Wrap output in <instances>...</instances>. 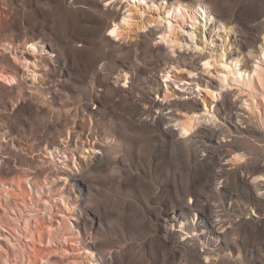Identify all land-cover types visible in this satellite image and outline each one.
I'll use <instances>...</instances> for the list:
<instances>
[{
  "label": "rangeland",
  "instance_id": "1",
  "mask_svg": "<svg viewBox=\"0 0 264 264\" xmlns=\"http://www.w3.org/2000/svg\"><path fill=\"white\" fill-rule=\"evenodd\" d=\"M152 1L162 14L176 3L206 7L213 43L217 33L228 37L225 52L243 70L262 43L264 0ZM148 14L122 24L120 11L101 0H0V167L7 175L60 171V180L40 176L45 193L57 195L65 184L77 231L99 252L117 251L113 264H203L165 243L164 226L200 238L209 264H264V186L261 196L251 190L264 185V135L233 134L229 150L243 160L222 179L214 175L220 149L201 147L207 134L198 129L181 148L163 136L159 117L170 125L196 122L192 102L174 101L171 90L177 73L195 74L198 63L158 48ZM29 52L34 61L26 68L19 59ZM215 112V122L230 128L231 103L221 100ZM40 212L48 217L47 206ZM211 216L225 228L210 231Z\"/></svg>",
  "mask_w": 264,
  "mask_h": 264
},
{
  "label": "bare ground",
  "instance_id": "2",
  "mask_svg": "<svg viewBox=\"0 0 264 264\" xmlns=\"http://www.w3.org/2000/svg\"><path fill=\"white\" fill-rule=\"evenodd\" d=\"M101 5L115 7L120 11L122 24L131 18L142 19L145 13H149L152 21L148 26L151 34L156 36V46L167 54L184 52L198 63L195 74L177 73V82L171 90L174 101L192 102L195 113L193 120L196 122L170 125L168 119H154L162 123L163 136L176 147L193 144L198 129L207 134L208 138L201 147L204 150L207 143H212L220 149L214 155V175L222 179L229 165L243 160V156L232 155L229 150L236 148L233 134L264 135V33L258 52L255 51L254 56L252 54L247 58L246 70H243L240 61L234 58L235 54L229 50L225 52L229 45L228 37L222 40L217 33L213 43L211 33L214 30V19L204 6L193 10L189 5L176 3L171 4L170 9L162 14V10L152 0H101ZM206 30L209 32L207 37ZM119 32L114 28L110 35L115 34L117 37ZM31 46L34 47V44ZM31 53H23L19 59L26 68L34 61ZM248 63L251 64L248 66ZM168 78L166 76L163 82H167ZM164 97L163 101H166L167 97ZM221 100L229 101L235 111V120L227 129L214 119L216 107ZM169 103H162L160 108H168ZM90 152L95 155L98 150L93 147ZM201 152H195V161H204L205 155ZM18 171L11 170V177H7L9 173L5 174L0 167V264H113L117 251L101 253L84 231H77L81 222L79 215L70 209L72 196L65 184L57 195L45 193L46 184L40 176L44 175L45 180H60L59 177H63L59 176L60 171L32 174ZM235 174L238 180L247 183L241 172ZM28 180L29 188L26 187ZM263 186H251V190L261 196L257 193L261 188L257 187ZM5 196L7 199H4ZM63 196L67 199L64 200ZM43 206H47L48 217L40 212ZM214 218L211 216L209 220L210 231L223 230L225 225ZM162 234L165 243L179 250L192 251L203 264H209L207 253L198 248L200 238H187L186 234L177 233L172 226H164Z\"/></svg>",
  "mask_w": 264,
  "mask_h": 264
}]
</instances>
